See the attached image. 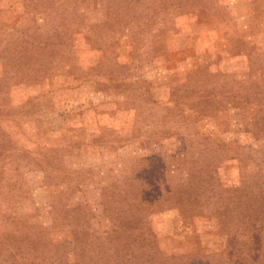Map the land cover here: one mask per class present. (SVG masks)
Listing matches in <instances>:
<instances>
[{"label":"rangeland","instance_id":"374dc122","mask_svg":"<svg viewBox=\"0 0 264 264\" xmlns=\"http://www.w3.org/2000/svg\"><path fill=\"white\" fill-rule=\"evenodd\" d=\"M227 80L264 95V0H0V264H264V219L243 217L264 216L260 141L250 170L221 149L189 162L220 175L207 206L128 186L151 163L142 147L181 148L177 103ZM207 117L195 127L217 142ZM230 193L251 199L243 216L218 209Z\"/></svg>","mask_w":264,"mask_h":264},{"label":"trees","instance_id":"16d2710c","mask_svg":"<svg viewBox=\"0 0 264 264\" xmlns=\"http://www.w3.org/2000/svg\"><path fill=\"white\" fill-rule=\"evenodd\" d=\"M178 82L180 85L173 83V81L169 82V85L167 86L168 92H174V94H177L178 92L180 93V86H182L184 79L180 78ZM238 87L240 86L236 84L231 87L229 80H227L221 88L217 87L214 91L211 89L207 95L203 96V94L200 93L194 100H188L185 98L180 100V102L177 103L178 108H176L178 123L175 129L180 133L178 138L182 145L181 148H174L173 150L165 151V153L152 156L150 155L151 150L149 146L142 147L143 149L141 148V151L143 153L142 155H144L142 160V163H144L143 166L146 165L145 162L147 159L150 160L151 163H147L143 169L144 172L138 173L141 178L138 180L137 178L131 179L128 186L134 187L137 185V182L141 183L140 181H144V185L140 184L137 185V187L140 189V193L142 192L143 196L146 194L151 197H145V200L150 201L153 197L156 201H161V199L166 196L165 201L168 200L167 202L170 201L169 203L175 198V201L178 200L176 203H180V206L183 204V206H189V208H196L197 205H199L202 196L207 198L205 202L207 206L208 199H212L211 194L216 192V187L211 185V180L214 176H217L220 180V175L219 173H215L212 176V174L208 173L209 166L205 167L206 172L203 171L204 167L200 168L201 172L200 170H192L189 168L191 166L189 162L193 158L199 157L198 155H203V157L208 158L213 156L219 149L226 153L238 152L237 155L241 164L244 165L246 169L250 170L253 166L250 164V160L244 157V153L250 154V152L253 151L252 148H254L255 151L259 150L258 147H252L251 140L256 139L258 142L260 141L261 143L259 142V145L264 149V95L260 97L259 93H255L253 98L252 95H249V97L241 96L238 92H242L243 94V90L242 88L238 89ZM180 97L183 98L182 96ZM191 103L194 107L189 108L190 110H188L187 113L186 106ZM232 111L237 112L239 115L236 124L237 129H233V127L228 124V127L226 126L227 118ZM189 115L193 117V120H190ZM202 116L213 117L214 120L211 121V123L213 126H218L214 127L213 130L217 129L220 132V138L217 142L211 140L213 134L212 131L204 133L200 128H196L198 124L196 125L195 121L197 118H202ZM248 131L251 132V134H247L250 135L247 139V143H241L242 134L247 133ZM174 135L176 134L174 133ZM248 148H250V152L247 150ZM260 162L261 163L258 162L259 167L257 169L259 171L255 172L253 175L254 179L262 178V198L264 199V152L262 153V160ZM180 166L184 167L185 178L168 182V179L166 178L168 168L169 170H174L176 167L179 168ZM209 168L214 170L213 166ZM142 174H145V177H143ZM199 179H203L200 180L202 185L198 183ZM222 181L225 191L231 192V190H239L238 187L233 189L234 185L228 186L223 179ZM258 191H261V189L258 188ZM123 192L128 194L126 189H124ZM225 195L227 194L222 195V197L220 195L216 196L218 197V200L220 198V201H217V204L220 203L217 207L219 210H227L229 218H231V215L236 212H239L240 216H243L245 209L243 208L244 204L247 209L250 207L249 202H251V199L249 198H246L245 203H242L234 202L233 200L235 197L232 193L229 194L230 198H225ZM262 215H264V203L262 204ZM245 216H248L250 220L254 221L264 219V216L261 218V214L251 216V214L245 213L243 217ZM182 222L184 226L191 227L189 225H191L192 222L188 220H182ZM192 233H196V227L194 226L192 227ZM140 236H142V234ZM156 246L158 247V245ZM156 246L155 248H152V251H154V249L158 251ZM176 263L182 264L178 261ZM185 264L212 263L193 256L188 259Z\"/></svg>","mask_w":264,"mask_h":264}]
</instances>
